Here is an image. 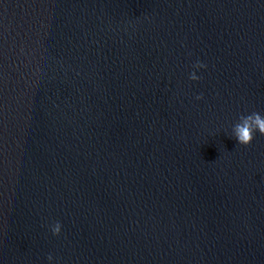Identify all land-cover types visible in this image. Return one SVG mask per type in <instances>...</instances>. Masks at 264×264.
<instances>
[{
	"label": "water",
	"instance_id": "1",
	"mask_svg": "<svg viewBox=\"0 0 264 264\" xmlns=\"http://www.w3.org/2000/svg\"><path fill=\"white\" fill-rule=\"evenodd\" d=\"M251 112L264 0H0V264H264Z\"/></svg>",
	"mask_w": 264,
	"mask_h": 264
},
{
	"label": "clouds",
	"instance_id": "2",
	"mask_svg": "<svg viewBox=\"0 0 264 264\" xmlns=\"http://www.w3.org/2000/svg\"><path fill=\"white\" fill-rule=\"evenodd\" d=\"M204 65L202 63L197 62L194 65L195 69L203 68ZM190 79L196 80L198 77L195 72L190 74ZM200 97L198 96L197 99ZM259 133L260 135H264V115L258 112H251L247 115H240L237 122L234 123L231 127V138L235 139V141L242 146L249 145L254 136ZM61 224L59 222L54 223L51 226V232L53 235H59L61 232ZM52 256H48V260L52 261Z\"/></svg>",
	"mask_w": 264,
	"mask_h": 264
}]
</instances>
